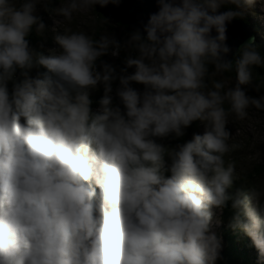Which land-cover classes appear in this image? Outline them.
I'll list each match as a JSON object with an SVG mask.
<instances>
[{
    "label": "clouds",
    "instance_id": "clouds-1",
    "mask_svg": "<svg viewBox=\"0 0 264 264\" xmlns=\"http://www.w3.org/2000/svg\"><path fill=\"white\" fill-rule=\"evenodd\" d=\"M121 2L68 0L56 13L71 22ZM153 2L123 42L65 28L45 52L29 37L47 31L46 0H0V264H217V212L229 202L228 227L264 259V186H235L225 160L240 147L230 116L264 110V96L247 94L264 66L257 33L233 62L228 24L264 0ZM122 48V67L104 59ZM233 69L234 86L209 87ZM195 122L202 134L160 142Z\"/></svg>",
    "mask_w": 264,
    "mask_h": 264
},
{
    "label": "trees",
    "instance_id": "trees-1",
    "mask_svg": "<svg viewBox=\"0 0 264 264\" xmlns=\"http://www.w3.org/2000/svg\"><path fill=\"white\" fill-rule=\"evenodd\" d=\"M52 2V4L54 5V7L60 3L63 2L64 0H50ZM66 1V0H65ZM224 9V8H223ZM52 10H47L44 12V14L50 17ZM113 21H116L115 19H112ZM116 24L118 25H122V22H117ZM252 25L255 28V32L258 34V29H260L258 24H254L252 23ZM48 26V25H47ZM65 28H69L64 26L63 24H59L56 31L57 32H62ZM89 31H91V35L93 36L94 39H98L100 35H115L118 39H120L122 42L124 40L127 39L126 36H119L117 33L114 32L113 30V26L111 25L109 19L105 18L104 16H102L101 14H99L96 11V8L94 10V15H93V20L91 23V27L88 28ZM125 32H127V30L125 29ZM50 38L48 39V41L44 42L45 43H49L52 44L54 42L53 40V36L48 33ZM37 34L35 33V31L32 32V34L30 35L29 39L31 41V45L36 42V37ZM257 42V46H258V51L261 55V58L264 59V49L262 48L260 42L258 40H256ZM264 45V44H263ZM40 48H36V50H38ZM45 52L46 49L44 50ZM124 55H125V51L122 48L121 49V54L119 58H115L112 60H107L110 63H113L114 65L123 66V59H124ZM212 71H214V68L211 69ZM130 72L132 71V69L129 70ZM253 73V79L256 82H261V79L259 78V75L261 73H264V66L262 67H254L252 70ZM35 75V70L33 71V73ZM224 78H226L227 80H236V72L233 69L230 72H226L223 73ZM212 80H223L219 75H210L208 77V82H209V87H211V81ZM118 86V82L116 84H114V88ZM138 88H142L141 85H135ZM251 86V85H250ZM250 86H247V92L250 96L253 97H257L256 93L253 92L250 89ZM261 91L264 93V87L262 85H260ZM225 89H226V82H225ZM97 105H94V107ZM225 108H228V104L227 102L225 103ZM251 108V107H250ZM249 108V109H250ZM260 112L262 114H264V110H260ZM235 115L233 114L232 116H230V123L228 125L230 131L233 134L232 139L230 140V143H234V144H239L240 147L232 152H230L229 154L226 155L225 160L226 162L231 161L234 162L236 165V172H237V181H236V185L235 186H244L245 188L249 187V186H264V146L261 149V157L258 159L256 158L254 155H252L253 150L257 148L259 142L256 138H254L253 140H247L244 139L243 141H240L239 138L237 137V129L239 127L238 123L235 121ZM245 125H252V127H255L256 129L259 130V133L257 135V138L259 139V141L262 143L264 140V124L260 121H256V120H252L249 117H246L244 120ZM199 125H202L200 122H198ZM192 128V126H191ZM189 140V137L187 135H185L184 137L180 138V139H173V138H168L166 140L160 141L161 143H164L168 146H175L178 143H183L185 141ZM250 162L251 165L248 166L247 163ZM262 178V181L259 182V179ZM233 212L231 209V203L229 202V205L227 208L222 209L220 211L217 212V218L221 221V222H225V224H229L231 218L228 216L230 215V213ZM224 224V223H223ZM219 231L222 230V224L218 227ZM228 233V232H225ZM221 236V234H219ZM234 234H231L227 239H225V241H223V245L225 244H231L229 240V238H231ZM222 239H224V236H221ZM248 237H246L247 239ZM232 239L235 240L236 243H241V242H245L244 240H238L236 238V236H233ZM222 258L219 259L217 261V264H239L240 263V258L238 254L232 253L226 249L222 250V254H221Z\"/></svg>",
    "mask_w": 264,
    "mask_h": 264
},
{
    "label": "bare ground",
    "instance_id": "bare-ground-1",
    "mask_svg": "<svg viewBox=\"0 0 264 264\" xmlns=\"http://www.w3.org/2000/svg\"><path fill=\"white\" fill-rule=\"evenodd\" d=\"M16 2H17V6H19V3L22 2V0H16ZM46 3L48 6V10H52V12H54L55 8H54V5L52 4V2L50 0H46ZM44 12H45V8H44V4L42 3L40 6H38V14L40 16H42L44 22L46 23V25H48L49 16L48 15L46 16L44 14ZM261 26H263V30H264V24ZM258 30L260 32V29H258ZM262 38H264V35H262ZM45 40L47 41L48 38H46ZM259 42H260L262 48L264 49L263 42H261V40ZM47 47H49V49L54 48L51 44L45 43L44 48L43 49L40 48L37 51H44ZM104 59L109 60V59H115V58H113L111 56H106V57H104ZM259 78L261 79L260 83L256 82L253 79V83L250 86V89L256 93L257 98H259L260 96H264V93L261 91V88H260V85H262L264 87V73H261L259 75ZM247 94H248V92H247ZM102 95H103V89L101 87L99 91H97L93 94V100L98 101ZM247 111H248L247 117H249L252 120L260 121L264 124V114H262L260 112V110H257L256 108L251 107ZM235 121L239 125L236 134H237V137L239 138L240 141H243L244 139H247V140L252 139L253 140L254 138H256L258 140L259 144H258L257 148L253 150L252 155H254L256 158L259 159L261 157L260 151H261L262 147L264 146V140L261 143L259 141V139L257 138L259 130L256 129L255 127H252V125H245L243 120H238L237 118H235ZM203 132H204V126L199 125L198 122H195V123H193L192 128L190 127L186 130V135L189 137V139H191L192 135L194 133H201L202 134ZM261 181H262V178L259 179V182H261ZM232 215H233V212H231L230 215H228V216L231 218ZM221 224H222V230L220 231V234H221V236H224V239H222L223 241H225V239H227L231 234H234L233 236H236V238L238 240H244L245 241V242H241V243H236L235 240L232 239V237H233L232 236L228 240L231 242V244L223 245V249H226L232 253L239 255V258H240L239 264H264V259H261L259 257L258 251L254 247L251 239L249 237L246 239V237H247L246 234H244L242 231H240L238 229L237 230L230 229L228 227V225L225 224V222H221ZM225 232H228V233H225Z\"/></svg>",
    "mask_w": 264,
    "mask_h": 264
},
{
    "label": "water",
    "instance_id": "water-1",
    "mask_svg": "<svg viewBox=\"0 0 264 264\" xmlns=\"http://www.w3.org/2000/svg\"><path fill=\"white\" fill-rule=\"evenodd\" d=\"M96 11L107 19H115L117 22L130 23L129 31L135 28H142V22L146 23L148 15L157 11V5L153 0H122L119 6L108 5L100 7L97 5ZM225 11V10H223ZM227 43L233 49V53L228 57L235 61L237 50L246 42L249 37L256 38L255 29L248 24L242 17L236 18L228 24Z\"/></svg>",
    "mask_w": 264,
    "mask_h": 264
},
{
    "label": "rangeland",
    "instance_id": "rangeland-1",
    "mask_svg": "<svg viewBox=\"0 0 264 264\" xmlns=\"http://www.w3.org/2000/svg\"><path fill=\"white\" fill-rule=\"evenodd\" d=\"M67 3H68V0H66V1L64 0L62 3L60 2L54 7L55 11L53 13H51L50 17L48 18L47 31H46L44 37H40V36L35 37L36 42H34L32 44V46L35 49L40 48L41 43L46 42V40H45L46 38H48V39L50 38L48 33H50L54 37L55 32H57L56 29H57L59 24H61V25L63 24L64 26L71 28V30L74 32H85L86 34L91 35V31H89L88 28L91 27L95 7L91 8L90 10H84V11L74 13L72 21L68 22L62 16H60L56 13V9H58L62 5H66ZM229 7H231V5H229ZM223 10H227V8H224ZM240 11L243 13L242 17L246 21H248L251 24L252 23L258 24L260 26V32L261 33L258 30L256 40H258V41L261 40V42H263V44H264V38H262V35H264V30H263V26H261L264 24V17H263L264 16V5L257 3L254 8H241ZM109 21H110L111 25L113 26L114 32L117 33L119 36L128 37L129 34L131 33L129 31L125 32L126 26H124L123 24L118 25V24H116V21H113L112 19H109ZM61 31H62V28H61ZM51 45L54 48L57 47V45H55L54 42ZM48 50H49V47L46 48V51H48ZM53 51H56V50H53ZM110 60H112V59H110ZM219 76L223 79L224 82H226V89L225 90H227L228 87L234 86V84H235L234 80H227L226 78H224L223 74L219 75ZM263 155H264V152H263ZM247 165L250 166L251 163L248 162ZM216 231L218 232V234H220L218 227L216 228Z\"/></svg>",
    "mask_w": 264,
    "mask_h": 264
},
{
    "label": "flooded vegetation",
    "instance_id": "flooded-vegetation-1",
    "mask_svg": "<svg viewBox=\"0 0 264 264\" xmlns=\"http://www.w3.org/2000/svg\"><path fill=\"white\" fill-rule=\"evenodd\" d=\"M124 26H126L127 29H129L131 27V24L128 22V23H123Z\"/></svg>",
    "mask_w": 264,
    "mask_h": 264
}]
</instances>
